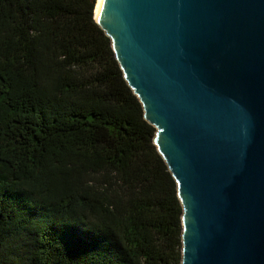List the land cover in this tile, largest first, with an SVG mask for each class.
Instances as JSON below:
<instances>
[{
	"label": "trees",
	"instance_id": "16d2710c",
	"mask_svg": "<svg viewBox=\"0 0 264 264\" xmlns=\"http://www.w3.org/2000/svg\"><path fill=\"white\" fill-rule=\"evenodd\" d=\"M96 0H0V264H180L176 184Z\"/></svg>",
	"mask_w": 264,
	"mask_h": 264
},
{
	"label": "water",
	"instance_id": "95a60500",
	"mask_svg": "<svg viewBox=\"0 0 264 264\" xmlns=\"http://www.w3.org/2000/svg\"><path fill=\"white\" fill-rule=\"evenodd\" d=\"M94 19L176 184L180 264H264V0H100Z\"/></svg>",
	"mask_w": 264,
	"mask_h": 264
},
{
	"label": "bare ground",
	"instance_id": "6f19581e",
	"mask_svg": "<svg viewBox=\"0 0 264 264\" xmlns=\"http://www.w3.org/2000/svg\"><path fill=\"white\" fill-rule=\"evenodd\" d=\"M99 1H100V0H97V4H96V7H95V14H94V15H96L97 8H98V5H99Z\"/></svg>",
	"mask_w": 264,
	"mask_h": 264
},
{
	"label": "rangeland",
	"instance_id": "374dc122",
	"mask_svg": "<svg viewBox=\"0 0 264 264\" xmlns=\"http://www.w3.org/2000/svg\"><path fill=\"white\" fill-rule=\"evenodd\" d=\"M96 4H97V0H96ZM96 7V6H95ZM94 14H95V9H94Z\"/></svg>",
	"mask_w": 264,
	"mask_h": 264
}]
</instances>
